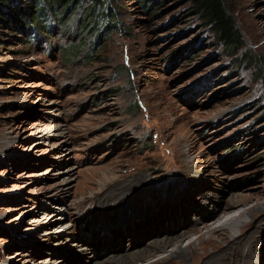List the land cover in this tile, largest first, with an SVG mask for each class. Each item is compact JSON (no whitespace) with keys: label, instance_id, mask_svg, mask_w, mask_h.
<instances>
[{"label":"rangeland","instance_id":"obj_1","mask_svg":"<svg viewBox=\"0 0 264 264\" xmlns=\"http://www.w3.org/2000/svg\"><path fill=\"white\" fill-rule=\"evenodd\" d=\"M227 1L244 41L232 53L192 0L159 6L156 0L148 9L141 0H104L117 10V29L102 30L111 31L106 38L96 32L105 22L98 15H90L88 32L78 28L94 0H79L66 25L51 15L54 31L38 29L32 42L23 31L0 27V264H66L62 251L76 264L103 263L120 250L128 248V257L143 250L164 238V229L186 234L179 243L184 248L191 241L198 248L180 264H207L204 253L226 245L222 238L230 231L208 233L220 225L216 215L203 223L198 218L193 200L201 197L199 206L205 200L197 184H217L214 191L224 198L229 187L236 196L264 198V0ZM13 2L32 15L35 0ZM84 39L83 50L99 41L92 57L63 54L65 45ZM242 52L247 55L239 58ZM230 70L238 72L224 79ZM134 102L139 111L130 110ZM124 211L129 220L154 214L146 226L161 224L160 233L137 245L131 237L108 253L105 245H79L101 214L124 225L118 232L133 227L120 222ZM263 218L264 210L253 222ZM255 231L260 241L247 246L246 232L230 263L214 264H264V223ZM94 252L105 255L96 259ZM168 252L137 264L158 262Z\"/></svg>","mask_w":264,"mask_h":264},{"label":"bare ground","instance_id":"obj_2","mask_svg":"<svg viewBox=\"0 0 264 264\" xmlns=\"http://www.w3.org/2000/svg\"><path fill=\"white\" fill-rule=\"evenodd\" d=\"M67 171L70 174L72 172V169L69 168ZM105 178L107 179V181H109V180L112 181L115 179L114 177L109 178L108 176H105ZM166 182H168V181H166ZM170 182H172V181H170ZM195 182H198L197 176H195V181H193V183H195ZM195 184H197V183H195ZM165 185H166V183H165ZM167 185H168V183H167ZM216 185H214V186H216ZM197 186L202 187L203 193L201 195L203 196L202 197L203 201L205 200V202L201 203L200 206L197 204V201L199 199H201V197H198L197 199L193 200L194 205L198 208L197 214H198L199 220L203 223L205 219H208V218L216 215L215 219H216V221L219 222L218 224H220V225H217L215 227H207L208 233H217V232L221 231L222 229L224 230V232H227V233H228V231L231 232V237L225 236V238H222L225 241L226 245L223 246L221 244H218L217 245L218 247L216 248V250H214L213 252L211 251V253H212L211 256H210V253H208V252L204 253L203 252L205 254V256L208 255V258L206 260H209V261L207 264H214V263H217V261H219V260L221 261L224 259L228 261L229 260V253L235 248L234 244H236L237 241L239 240V238L241 236H243L246 232L249 233L248 238L244 243V244H247V246H249V245L253 246V244H255V237H258L257 239L260 241V239H261L260 235H258V233L255 231V229H257L258 225H262V223H264V218L262 220H259V221L255 220L256 222H253V219L255 218L257 213L263 212V210H264V198L258 197L257 194L247 195V196H242V195L236 196V194L234 195L233 193L237 192V190L236 189H235L236 191L231 190L230 187L228 189H226L227 191H225L228 193V195L230 197L224 198V196L220 197L215 193V191H214L215 187L214 186L212 188L211 186H209L206 183H205V185L197 184ZM192 187L195 189L194 184H192ZM206 194L208 195V197L206 196ZM253 199L256 200L255 205H253L251 207H247L246 205L249 203V201H252ZM228 200H230V201L228 202ZM260 202H262V204H260ZM177 205H179V204H177ZM126 210H127V208H126ZM130 211H131V209H128V212H130ZM124 212L126 213V211H124ZM145 215H147V216L145 217ZM145 215L143 217H141V219H138L135 217V218H132L129 220L130 215L128 213H126V215L122 214L121 216L119 214L118 216H119L121 223H126L129 220L126 225H128L129 223H132L133 227H130V225H129L126 227V229L124 231L118 232V230L120 228H122L124 225L120 224L119 222L112 223V221L110 222L109 220H103L105 218V215L101 214L100 217H98V219H100V223H98V225L96 224L95 226H93V228H92V226H90L88 231H85L83 233V237L80 240H78L80 242L79 245L81 243H83L84 240H86L87 243L91 246V249H96V248L100 247L101 245H105L106 247H105L104 251H106L108 253V252H110V250H117L119 248L124 247L123 241H126L129 238L134 237V236H135V241H133V245H137V244L141 243L142 240H144L146 237H148L152 234H155V233H160V225L161 224L159 225V227L155 226L153 228V230H151V228L146 226V223L149 222L150 218L154 214H152V215L145 214ZM165 215H166L165 216L166 219H168V218L170 219L171 214H165ZM249 224L254 225V228L252 230L247 229V226ZM140 227L142 228V230L141 229L139 230ZM144 228H145V231L147 232V234L144 231ZM141 231H142L141 235H138V232H141ZM237 231L240 233L238 234ZM117 232H118V236H117ZM161 232H163L165 234L163 236L164 238L161 237L162 239L157 238V239H155L154 242H152V241L148 242L145 245L143 250L139 249V251L135 252L134 254H132L129 257H128L129 254H125L126 252L130 253V250L127 248V249H125L126 251L123 252V254H119L122 252L121 250L117 251L118 252V253H116L117 255L110 256V258L107 259L105 262L101 263L100 261L97 260V262H95L94 264H137L138 261L143 260L144 258L147 259L149 257V255L156 254V253L162 252V251H164V252L169 251V252L165 253L166 255H164V258L162 257V259H158V262L152 261V262H150V264H158V263H161V262L166 261V260H174V261L179 262L178 264H180L181 262L187 263L186 260H187V258H190L192 256V252L198 251L197 250L198 248H197V246L194 245L193 241L189 242V244L185 248L179 244L182 241L180 239V237H182V238L186 237V234H182V235L180 234V233H182L181 231L175 235L169 234L170 230H167V229H164ZM184 233H186V232H184ZM159 235L160 234H158L157 236H159ZM140 236H141V238L137 239V237H140ZM201 239L202 238H199L197 240H201ZM210 239H212V238H210ZM253 241H254V243H253ZM220 242H221V240H220ZM258 243H260V242H258ZM118 244L120 246H118ZM172 245H173L174 249L171 251L168 250L169 247ZM111 246H113V247H111ZM222 246H223V249L220 251L219 249ZM76 250H77V253L80 254V252H78V248ZM67 253H69V252L62 251V255H63V258H64L66 264H76L73 262L72 259L68 258ZM86 253H88L86 255H90V256L92 255V254H90V250H89V252H86ZM79 254H78V256L81 257V259H82L83 254H81V255H79ZM93 254L95 255V257H93V258H96V259H98L102 255H105L103 253L96 255V252H94ZM119 255H121V256H119ZM221 255H223V256H221ZM248 255H249V253L245 252L244 258L246 256L248 257ZM253 256L255 257V254ZM257 258H259V257H257ZM261 259L264 262V257L261 258V256H260L259 260H261ZM231 261H232L231 263H236V260H235V262H234V260H231ZM228 262L230 263V261H228ZM252 263L253 262L251 260V264ZM253 264H255V263H253Z\"/></svg>","mask_w":264,"mask_h":264},{"label":"trees","instance_id":"obj_3","mask_svg":"<svg viewBox=\"0 0 264 264\" xmlns=\"http://www.w3.org/2000/svg\"><path fill=\"white\" fill-rule=\"evenodd\" d=\"M78 1L79 0H35V5L31 3V5H33L34 8L32 15L26 14L28 16L27 17L25 16V12H23V11H28L26 6H18V5L14 6L13 0H0V27H3V25L7 24V26L10 29H12V31H16V30L23 31L27 33V40L29 42H32L34 35L38 29L47 30L48 33L54 31V24L49 23V18L51 15L57 17L58 19L57 22L59 24L63 23L64 25H66L68 23V20L75 11L72 12L70 16L67 15L69 14V11L71 9L76 8ZM94 1L97 2V5L91 6L90 10L87 11L85 14L82 15L81 18L78 19L77 21V23H79L78 28H80L81 32L82 31L88 32V30L91 28V26L87 25L88 21L90 20V15L93 16L91 17V19L96 18V16L98 15L99 17L102 18V20H105V22H104V27L101 26V28H98L99 26L96 25V30H97L96 32L97 33L101 32V34H103V37L106 38L109 36L111 31L102 33V30H107L109 28L117 29V24H116L117 10L115 11L113 8L110 9V6L108 4H101V2L104 0H94ZM141 2L146 9L154 5V3L155 5L157 4L156 0H141ZM162 2H164V0H158L159 3L158 6ZM192 2L195 6L196 12L199 13L204 19L205 23L208 24L213 29L216 37H218L221 41L224 42V44L231 53L237 52L244 43L243 35L241 33L240 28L237 25L236 18L234 17L233 12L231 11L228 1L227 0H192ZM96 11L97 14H95ZM22 15H24V18L21 17ZM5 21L7 23H5ZM98 30L100 32H98ZM98 42H99L98 40H94L93 42L90 41L86 50H83L82 48V45L87 44L86 39H84L79 43L72 42L70 45H65L62 48L63 54L69 57L68 55L70 53H73L74 54L73 58L74 60H76L78 58V55L83 51H85L87 57L90 56L92 57V55L96 51ZM244 55L247 54L242 52L238 57L242 58L244 57ZM231 70L228 75H225L223 77L224 79H229L238 72V71L231 72ZM221 74L222 73H220V71L217 72V75H221ZM217 75L216 74L213 75L214 88H217V82L215 78V76L217 77ZM203 93L204 92H202L201 94ZM195 100L196 99H194V101ZM130 110L132 112L139 111L140 104L134 102V104L130 106ZM263 118L264 116L261 117V119ZM261 119H257L256 121H254L256 123V125L255 123H253L254 127H258V123L262 121Z\"/></svg>","mask_w":264,"mask_h":264}]
</instances>
